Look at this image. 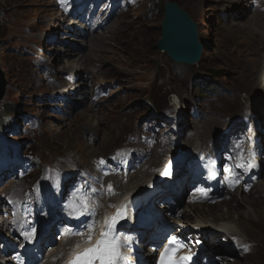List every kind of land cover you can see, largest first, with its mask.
Instances as JSON below:
<instances>
[{"label":"rangeland","instance_id":"obj_1","mask_svg":"<svg viewBox=\"0 0 264 264\" xmlns=\"http://www.w3.org/2000/svg\"><path fill=\"white\" fill-rule=\"evenodd\" d=\"M166 1L177 2L197 23L204 51L194 64L174 62L155 46L161 37ZM81 2L93 22L109 17L108 25L98 32L82 33L68 21L61 24L53 0H0V72L7 82L0 98V140L18 145L19 157L23 160L18 162L14 172L11 168L0 173V208L6 198L16 197L18 204L28 194L32 195L34 187L43 181L42 175L50 168L78 169L80 165L88 166L93 159L120 151L128 144L130 136L142 133L146 121L161 116L163 107L172 113L178 112L176 133H180L178 137L184 132L189 134V140L183 138L187 147L201 140L205 146L204 138L216 134L224 144L233 130H247L254 115L264 116V76L259 83L255 81L260 74L264 75L263 14V20L257 15L255 37L242 32L243 25L256 16L255 13L260 14L255 11L252 0ZM67 27L86 37L66 34ZM102 38L105 45L98 49L100 42L94 39ZM71 47L77 48L75 53L66 55ZM57 56L63 61H55ZM79 58L75 68L67 66ZM71 75L75 78L74 84L69 81ZM76 84L81 89L77 90ZM71 86L76 89H70ZM95 86L97 89L93 91ZM93 93L100 94L97 100L92 99ZM155 97L159 105L152 109L149 101ZM244 115L247 121L239 118ZM158 119L157 129L168 134L169 121ZM225 127L227 133L222 132ZM217 139L215 136L214 140ZM177 144H182V140L176 143L175 149ZM143 149L139 145L136 151ZM160 149L158 145L153 146L156 150L153 169L166 161L162 160ZM145 162H141V167ZM23 164L29 169L21 171ZM153 169L145 176L144 172L138 174L139 169L132 171L131 175H137L129 178V182L125 181L130 174L121 179L118 188L138 189L147 183ZM123 171L129 172L130 168L125 167ZM218 177L223 178L221 174ZM263 177L259 182L264 183ZM186 179L180 172L179 189ZM191 190L183 194L187 196ZM89 192L91 198H95L90 202L94 205L99 191L92 187ZM231 194L230 200L219 204L199 201L191 208L187 205L186 211L192 217L188 221L197 222L194 215L216 217L222 213L224 217H218L214 224L220 220L236 221L242 226V232L251 237L248 240L245 235L240 236L247 250L232 249L230 243L226 246L229 257L235 260L229 264H264V193ZM198 197L194 195L191 201ZM241 197L242 206H237L238 202L232 199ZM111 198L115 201V195ZM247 207L258 208L259 213L248 218ZM90 212L96 213V209ZM87 221L94 228L93 221ZM6 226V221L0 220V233L3 234ZM216 243L218 250L223 248L220 242ZM63 244L55 242L54 248L60 249ZM212 247L207 245L208 249ZM50 252L52 249L47 251L48 261Z\"/></svg>","mask_w":264,"mask_h":264},{"label":"bare ground","instance_id":"obj_2","mask_svg":"<svg viewBox=\"0 0 264 264\" xmlns=\"http://www.w3.org/2000/svg\"><path fill=\"white\" fill-rule=\"evenodd\" d=\"M258 1L259 2L257 4H255L254 9L257 12H260V14L259 13H255L256 16L251 17L249 19V21L246 24H244L243 27H242V32L243 33L253 34L252 37H255V35L257 34V31L255 30V27H254V25L255 26L257 25V21H258L257 15H260V17H259L260 20H263V17H261L262 16L261 13L264 16V8L262 7V5L264 3V0H258ZM65 33L66 34H70V35H72V34L76 35L77 34V35H79L81 37H86L84 35H81V33L79 31L73 32L72 30L69 29V27H67ZM262 35H264V34L261 33V36ZM260 39L262 40V38H260ZM255 41H258V39L255 40ZM255 41H254V43H255ZM94 42H100L99 44H97L98 49L100 47H103L105 45V44H103L104 43L103 38H102V40L101 39L100 40L99 39H94ZM86 46H88V45H86ZM76 49L77 48H75V47H71L70 50L68 52H66V55H72V54H74L75 51H76ZM203 51H204V49H202V54H203ZM79 60H81V59L80 58L79 59H75L73 61V63H71V64H69L67 66L68 67L75 68L77 66V63L79 62ZM55 61H57V62L63 61V58L61 56H57L55 58ZM261 73H262V71H261ZM263 76H264L263 74H260L255 79L256 83H259V81L262 80ZM76 87H77V90H78V88L81 89L80 88L81 86L78 85V84H76ZM70 89H74L75 90L76 88H73L71 86ZM70 89H68L67 91H69ZM65 103H68V101H66ZM243 109H245V108H243ZM245 114H246V112H245ZM250 115H251V113H250ZM259 118L262 121L264 119V117H259ZM160 150L162 151V153L160 154V156H163L165 154V147H163ZM236 159L239 160V161H242L243 163H247V159L245 158V156H244V154L242 152L237 156ZM228 160H230L232 162V163H230L229 166H230L231 169H233L234 166H235V164L233 163L234 160L232 158L229 159V157H228ZM185 163L187 165H189V164H197V162H192V160H188L187 162H184V164ZM248 165H250V164H248ZM248 165H246V167L242 171H240V172L233 171L231 173H226V175L223 176V178L221 180V184H220L221 186L219 185L218 187H214V188L211 187V185H215L214 180L211 181V179H207L205 181H202L203 186L210 185L209 189L206 191L207 192V196H202V197L199 196L198 198H195L194 200H192V202H195L196 203L197 201L199 202V201L202 200V202L206 203L207 205H211V204H216V203L219 204V203H221L223 201H228V200H230L232 198V196H231L232 194H231V190L230 189H232L234 187H237V189H235V190L233 189V193H236V192H240V193H244V194H247V193L251 194L252 193L253 195L254 194H257V193H264V183H261V181L259 182V179L260 178L257 177V175L255 173V170L252 167L249 168ZM180 172H181V169L180 168H177L176 167L175 169H172L171 170V173L165 179V185L167 186V182H168V180L170 178L179 177ZM209 173H211V171ZM234 175L235 176H238V179H236L234 183H231ZM217 179L220 180L219 177ZM115 180H116V182H119V180H117V179H115ZM197 180L199 181V179H197ZM219 183H220V181H219ZM245 184L247 186L248 185L249 186L252 185L253 187L248 192H243V190H241V185H245ZM237 185H239V186H237ZM179 187H180V184H179ZM139 188H141V187H139ZM136 190L137 189H134V190H131V191H129V190H123L120 194L115 195V202H118L119 200H121L125 196L126 197L128 196L127 199L131 203H134L136 205H140L141 204V199L142 198H148L149 200L152 199V197L150 195L144 194V193H148L149 192V188L148 187H144L143 189H141L139 191L137 190L138 192H136ZM252 190H254V191L252 192ZM227 194H229V195H227ZM99 196H103V195L99 192ZM235 197L237 198V196H235ZM259 197H260V195H259ZM212 199H214V200L211 201ZM91 200H95V198L92 197ZM255 200H258V199H255ZM232 201L233 202H235V201L238 202L237 203V206L239 204H241V206H242L243 198L241 197L240 199H232ZM156 202H158V200ZM191 206L192 205H189L190 208H191ZM169 208H170L169 209V212H170V214H172L171 211H172L173 208H171V207H169ZM114 210H115V207L114 206H111L109 208V214H113L114 213ZM245 213L248 214V218L249 217L251 218V217H255L254 216L255 213L258 214L259 213V210H258V208L257 209H255V208L249 209L247 207V211ZM100 214H101L100 211L96 208V213L90 212V216H88V213H87V220H92L93 221V224H94V227H95L96 224H97V221H98V218H99ZM179 216L182 217V218H184L185 220H188V219L190 220L192 218L189 215L188 212H183L182 214H179ZM213 216H215V215H211L210 217H207V216H204V215H201V216H197V215L195 216L194 215L195 219L198 222L197 224L200 225L201 228L203 229V231H205L207 233L208 232L214 233V232H218L219 231L220 233L227 234V235L228 234H230V235H237V236L245 235L242 232V226H239L236 221H234L233 223H227V222H223L224 220H220L219 223L214 224L215 220L218 217H224V216H222V213L221 214H217L216 217H213ZM61 217L62 218H65L66 215L65 214H61ZM150 221H152V220H150ZM80 233H81V236H83V237H86L87 236V234L84 233V232H80ZM79 235L77 234V236H79ZM246 238L249 240L251 237L250 236L249 237L246 236ZM246 238H245V240L248 241ZM63 246H64V244L60 246V249L59 248H56V249L57 250H63ZM67 248H68V246H65V250ZM208 251L210 252L211 249L209 248ZM62 253H64V251ZM60 255L61 254L59 253V254H57L55 256V260L56 261H59ZM229 262L230 261L227 258H223L221 260L220 264H229ZM233 262H235V260L232 261L231 263H233Z\"/></svg>","mask_w":264,"mask_h":264},{"label":"water","instance_id":"obj_3","mask_svg":"<svg viewBox=\"0 0 264 264\" xmlns=\"http://www.w3.org/2000/svg\"><path fill=\"white\" fill-rule=\"evenodd\" d=\"M161 22V37L156 43L159 51L165 52L172 61L194 64L200 60L202 40H199L197 23L177 2L166 1ZM6 80L0 72V98Z\"/></svg>","mask_w":264,"mask_h":264},{"label":"snow or ice","instance_id":"obj_4","mask_svg":"<svg viewBox=\"0 0 264 264\" xmlns=\"http://www.w3.org/2000/svg\"><path fill=\"white\" fill-rule=\"evenodd\" d=\"M243 167V166H242ZM250 168L251 165H248ZM226 173L230 172V169L224 170ZM238 179V176H233L232 182L234 183L235 180ZM202 196H207V192L204 189H198ZM124 216L122 213H118L116 217L112 219L111 224L107 225L105 228V231L101 234L102 240L98 242L97 247L94 249L86 250L85 253L78 255L73 261L70 262V264H94V258L91 257V254H96L98 252L103 251L108 255V260L106 264H130V261L126 256H124L122 253L119 252V249L124 246V244L120 241L119 237L115 234V228L114 225L121 219H123ZM35 232V229L32 230V232H25L24 236L25 239H31L32 234ZM73 234H81V233H73ZM125 239H129L126 237ZM173 242L176 243L177 249L185 247L183 242L179 241L177 238L173 237L170 239L169 244H172ZM199 243V241H197ZM104 245V248L101 250L100 245ZM168 249H166V252ZM164 253L161 254V258L163 261ZM84 257H89L85 259ZM102 260L103 258L100 257ZM182 260L184 261H191L192 257H183ZM172 264H177V262H172Z\"/></svg>","mask_w":264,"mask_h":264},{"label":"trees","instance_id":"obj_5","mask_svg":"<svg viewBox=\"0 0 264 264\" xmlns=\"http://www.w3.org/2000/svg\"><path fill=\"white\" fill-rule=\"evenodd\" d=\"M150 103H151V108L153 109V107H156V106H158L159 105V100H158V98L157 97H155L154 99L152 98V101H149ZM163 109H164V107H163Z\"/></svg>","mask_w":264,"mask_h":264},{"label":"clouds","instance_id":"obj_6","mask_svg":"<svg viewBox=\"0 0 264 264\" xmlns=\"http://www.w3.org/2000/svg\"><path fill=\"white\" fill-rule=\"evenodd\" d=\"M220 250H222V249H220ZM225 250V249H224Z\"/></svg>","mask_w":264,"mask_h":264}]
</instances>
